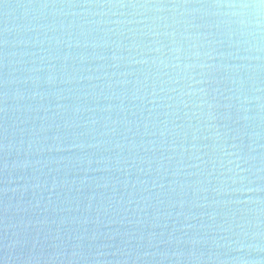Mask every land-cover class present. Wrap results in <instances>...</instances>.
I'll use <instances>...</instances> for the list:
<instances>
[{
    "label": "water",
    "instance_id": "obj_1",
    "mask_svg": "<svg viewBox=\"0 0 264 264\" xmlns=\"http://www.w3.org/2000/svg\"><path fill=\"white\" fill-rule=\"evenodd\" d=\"M217 2L0 0V262L264 264V25Z\"/></svg>",
    "mask_w": 264,
    "mask_h": 264
},
{
    "label": "clouds",
    "instance_id": "obj_2",
    "mask_svg": "<svg viewBox=\"0 0 264 264\" xmlns=\"http://www.w3.org/2000/svg\"><path fill=\"white\" fill-rule=\"evenodd\" d=\"M72 7H76V5H71ZM93 5H87V7H92ZM99 7H125L126 5L121 3L119 5H98ZM155 7L159 11L165 10L168 7L165 4H156V5H137L133 4L132 7ZM173 8H183L186 7V4H174L172 5ZM201 8L204 7H213V8H226L230 10H235L230 13L229 15L240 16V17H247L248 19H241V24H255L258 28L264 25V0H255V2H246V0H240V2H229V3H214L210 5L201 4ZM179 51V49H177ZM6 98V97H5ZM76 255L75 253L73 254ZM0 264H7V259Z\"/></svg>",
    "mask_w": 264,
    "mask_h": 264
}]
</instances>
